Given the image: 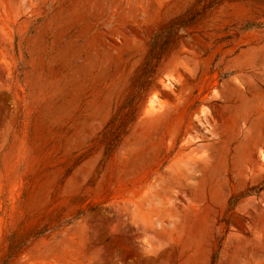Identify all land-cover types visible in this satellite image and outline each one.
I'll use <instances>...</instances> for the list:
<instances>
[{
  "label": "rangeland",
  "instance_id": "1",
  "mask_svg": "<svg viewBox=\"0 0 264 264\" xmlns=\"http://www.w3.org/2000/svg\"><path fill=\"white\" fill-rule=\"evenodd\" d=\"M0 264H264V0H0Z\"/></svg>",
  "mask_w": 264,
  "mask_h": 264
},
{
  "label": "clouds",
  "instance_id": "2",
  "mask_svg": "<svg viewBox=\"0 0 264 264\" xmlns=\"http://www.w3.org/2000/svg\"><path fill=\"white\" fill-rule=\"evenodd\" d=\"M153 240L154 238H150L146 235L141 237L138 241V245H142V247H140V251L145 257L154 256L168 246L163 241L159 243H153Z\"/></svg>",
  "mask_w": 264,
  "mask_h": 264
}]
</instances>
